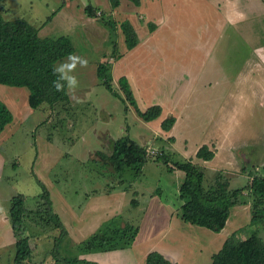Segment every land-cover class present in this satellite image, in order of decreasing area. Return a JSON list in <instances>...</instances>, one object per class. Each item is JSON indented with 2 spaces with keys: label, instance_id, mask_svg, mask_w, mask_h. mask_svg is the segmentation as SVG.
<instances>
[{
  "label": "rangeland",
  "instance_id": "1",
  "mask_svg": "<svg viewBox=\"0 0 264 264\" xmlns=\"http://www.w3.org/2000/svg\"><path fill=\"white\" fill-rule=\"evenodd\" d=\"M87 1L88 0H81V3H79L78 0H3L4 10L2 15L6 20L24 18L38 29L39 36L43 38L65 36L71 40L74 46L73 53L88 60V66L86 68L78 66L73 73L79 81V88L76 92L79 94V98L84 99V103L74 102L70 104L69 101L60 102L54 107V111L51 110L48 104L43 103L38 108L32 109L34 113L32 117L24 119L20 123H16L14 118L11 122L15 123L11 126L12 129L16 127V130H14L13 143L7 141V144H1L3 152L15 159V174L12 175L11 179H13V187L18 190V192L25 194L26 200H24V205L27 208H35L36 206L40 208L43 200L40 198L38 199L36 194L40 195V193H43L42 195H44L46 192L50 191L55 193V188L59 189L61 185H67L68 190L72 191L68 193V196H71L74 199V204L79 206L80 203L87 201L89 196L93 197L98 193L101 194L104 189L108 190V185L111 184L110 182L113 180L123 181L121 186L126 190L127 200L137 198L141 199L142 202L145 201L144 197L147 195L144 191L146 187L166 186L168 183L174 186L175 182L180 180L178 179V175L166 170L163 162L155 161V158L148 159L143 165L140 173L137 174L134 167H125L120 173L110 168L111 166H108L104 160L94 161L87 157L90 150L102 151L100 138L103 133L108 132L116 138L128 135L132 139L139 141L138 143L140 144H143L148 138L154 136L148 128L144 126V120L137 116L133 106L126 101L124 94L119 89L117 83L118 79L116 80L113 67H108V73L112 77L110 83L115 93L105 88L97 76L96 67L98 64L107 63L110 65L114 59H116L114 57L123 53L124 50H128L127 43H125L119 25L121 22L127 20L123 13H127L128 11L121 8L117 12H110L107 3H109V1L111 2V0H96V3H93V5L100 8L103 14L100 10H96V15L91 17L92 21H90L86 20L88 17L85 16L84 11H81V8H84L83 5ZM68 2L72 3L70 8L66 5ZM188 2H191V0L184 3L189 4ZM192 2L194 1L192 0ZM195 8L196 7L187 10V16H185L186 21L179 19L176 14L171 15V20L177 21L178 25L174 28L176 33L171 35L169 39L174 41L178 39L183 40L184 48L181 45L180 55L183 56L184 59L191 60L189 58L191 54L197 58H203L201 63L203 78L207 75L210 77L213 75L210 79L213 84L210 88L201 87L199 85L195 91V96L182 95L184 101H181V105L183 106V112L186 110L190 112L195 111L203 120L212 122L213 124L209 127L211 132L207 131L205 135H213L210 137L211 141L220 142L219 148H221V150L219 152L220 154L217 155L218 157L209 162L208 165L198 164L204 171V185L206 186L209 184L208 176L210 174L211 177L209 179H214L216 172H222L224 179L229 181L231 189L242 188L251 182L252 175L258 174L264 176V166L262 168L259 167V163L264 164V160L260 159V161L257 160V162L255 160L251 164L254 166L252 168L254 172H251L253 170H250V163L246 159L242 158V160H240L235 158V152H232L230 149L226 151V149L231 145L240 147L241 145H247L256 141V143L258 142V145L262 147V152L264 151V104L258 102L259 98L263 97L264 99V89L259 92L260 87L264 88V60L254 59L252 57V59L241 62L237 66L236 61H238V57L235 58L231 53H227L228 38L226 35L217 40V47L216 50H214V56L212 55L213 57L211 58L212 62L211 59L206 60V56H210V48L205 46L206 38L207 34L211 33V31H206L205 33L198 31L199 36L194 34L195 26L193 27L189 19L194 20L199 17V15L194 13ZM201 9L203 11V19L207 18L208 20L210 10L208 9L207 3L202 2ZM213 9L214 8H211V11ZM102 15L105 20L111 19L114 21V33H111L107 27L103 25L100 20V16ZM223 16L224 15H220L218 18ZM228 20L230 22L234 20L232 14L228 15ZM144 22L138 27V31H140L138 35L146 40V32L149 31V27L148 22L146 23V19H144ZM203 28L208 30V27L205 25ZM169 30L173 31V28ZM178 30H180V32L177 34ZM155 31H150V36L155 34V38L159 40L163 39L162 35L158 32L155 33ZM243 39L252 48L255 47L253 45L258 43L256 34L253 36L251 35L249 38L243 36ZM251 54L254 55L252 52ZM169 55L175 58L178 56V53ZM65 58L66 56L63 60ZM62 61H59V63ZM195 65L199 66V63L192 64V66ZM235 68L236 76L238 77H236V82L242 85L240 88L246 86L249 81H253V78H256L254 85L251 83L253 86L251 87V93L248 92L246 94L238 88L234 90L235 85H233L232 78L235 76ZM231 85L233 86L232 90L230 88ZM13 89L16 93H24L25 97L28 94V90L25 87ZM227 89L228 92H233L228 98V100L231 101L230 103L228 102L229 113L224 111L220 113L222 104L225 101L224 93ZM89 92L92 93L90 99L86 98ZM228 95L229 93L227 96ZM20 96L18 97L21 98ZM2 102L4 101L2 100ZM211 114H213L212 119L210 117ZM209 119H211V121ZM38 123L40 124L38 125ZM195 123L203 122L195 120ZM213 126L214 129H212ZM216 126H221V129H218ZM192 129V125H188L187 127L186 125L183 126L185 135L186 132L189 131V137L191 136L194 142L200 140L196 134V129L194 131ZM145 134H147L146 136L148 137H144ZM45 137H47L46 141L50 138L58 150L60 149L63 152L71 149V144H74L72 146V157L63 156L59 158L52 171L47 172L45 178H41L44 184L41 185L38 184L33 177V164L32 167L30 165L35 159L36 154L37 156L42 155L45 157L46 154L49 153V145L44 143ZM228 138L232 139L229 140V143L230 141H234V143L229 145L226 142ZM191 139H188V146H190ZM151 141L153 143L150 142V144L147 143L146 145L154 146L161 143V139L159 138L157 141H155V138H152ZM226 145L228 146L226 147ZM251 146L257 147L255 144ZM225 152L229 155L228 159L225 157ZM167 155H169L170 160L173 162L181 161L185 158L184 155L178 153L171 152V154L169 153ZM191 156L193 155L189 154V157ZM194 157L193 159H195ZM192 161L194 162V160ZM197 161H199V158ZM244 162L247 167L243 166ZM9 167L11 173L13 169L11 164H9ZM255 167L258 168L255 169ZM57 183L59 185H57ZM136 190H138V196L134 193ZM250 198V192L244 190L241 195V200L250 201ZM246 204L249 205V203ZM237 206H240L239 209L241 206L246 207V205L243 204ZM235 209L238 208H232L231 213H233ZM247 209L248 207L246 211ZM130 211H132V205L126 204V208L123 210L125 216L116 218L117 221H114V223L108 225L105 229L117 228V222L123 217H128ZM135 212L137 213V211ZM236 220H238L239 223L245 221L242 219ZM132 221L133 220H129L131 224L133 223ZM133 225L135 224L133 223ZM135 226H138L137 236L141 238L142 232L145 231L146 224L143 225V228L142 223L140 226L138 224ZM45 227L47 229L46 235L41 231L34 235V240H31L30 246L33 251L28 264H61L60 261L57 262L54 260L55 257H79L81 250L69 243L66 239L63 238L61 240L62 242L58 243H55V241H53L54 239H48L50 235L49 232L54 229L51 225ZM37 228L39 230L38 226ZM202 229L205 231L207 230L206 228ZM227 229H229V226ZM237 231L240 239L255 232L264 241V223L262 222L249 225L245 224L238 228ZM57 235H59V231H57ZM196 235L197 237H195ZM107 236H109V234H107ZM183 236H186V239L189 240L187 230L184 231ZM193 236L197 239H194L196 242L191 240L188 244L189 241H182L183 245L189 246L186 260L188 258L199 262L200 260L195 254V251L199 250L200 244L203 246L205 242L201 233H197ZM34 243H36V245ZM170 243L174 245L173 241ZM15 249L16 245L15 248L13 247L12 249L0 250V263L5 264L9 260L8 263L13 264V257L16 252ZM207 250H209V248L204 249V254L208 253ZM143 251L144 250L140 248L138 252L136 251V254L142 256ZM213 254L211 253V255ZM211 255L209 258H211ZM210 261L211 259H209V263Z\"/></svg>",
  "mask_w": 264,
  "mask_h": 264
},
{
  "label": "crops",
  "instance_id": "2",
  "mask_svg": "<svg viewBox=\"0 0 264 264\" xmlns=\"http://www.w3.org/2000/svg\"><path fill=\"white\" fill-rule=\"evenodd\" d=\"M118 1L119 4L117 7L113 8L110 1L107 3V7L110 12H117L121 8L128 11L127 13H123V15L133 26L138 39L135 46L128 50H124L123 53L114 57L116 59H114L110 65L108 64L109 68L113 67L116 80L122 76L127 79L132 96L139 110L144 111L151 105H159L161 107L160 115L157 118L150 121H144V126H146L154 136L148 138L143 144H139L144 146L147 143L150 144V142H152V138H155V141L159 138L161 139L160 144L154 146L146 145L147 148L151 147L152 149H157L159 152L163 151L164 154H171V152L178 153L180 155H184L185 158L183 160L190 159L197 162L196 164L208 165L209 162L218 157L217 155L220 154L219 152L221 150V148H219L220 142H215L214 140V142L211 141L210 137L213 135H205L207 131L211 132L209 127L213 123L203 120L201 116L199 117L195 113V111L190 112L189 110H186L183 112L181 101H184L182 95L195 96V91L199 85L205 88L212 87L213 83L210 79L213 75H211V77L207 75L203 78V68L201 66L203 60L202 57L197 58L191 54L189 57L191 60H186L180 55V48H182V46L184 48L183 40L178 39L174 41L169 39L171 35L176 33L174 28L178 25L177 21L171 20V15L176 14L179 19L186 21L185 16H187V10L196 7L194 9V13L199 15L200 18L197 17L194 20L188 18L192 22L193 27L195 26L194 34L199 36L198 31H201L202 33L211 31V33L207 34L206 38L205 46L210 48V56H206V60L211 59L214 56V50H216L218 43L217 40L226 35L228 38L227 53H231V55L235 56V58L238 57V61H236V65L238 66L241 62H246L247 60L252 59V57L254 59L264 60V0H193L194 2L191 0V2H188L189 4L184 2L190 0H140L139 5H135L129 0ZM78 2L81 3V0H78ZM202 2L207 3L208 9L210 10L208 20L207 18L203 19L202 17ZM93 3H96V0H88L83 5L84 8H81V11H84L85 16L88 17L86 20L92 21L91 17L85 12L86 6L91 5L96 10H100V8L96 5L94 6ZM66 5L70 8L72 3L68 2ZM211 8L214 9L211 11ZM100 11L103 14V11ZM230 14H232L234 19L232 22L228 20V15ZM220 15L224 16L218 18ZM144 19H146V23L151 22L154 24L155 28L152 31L157 30L155 33L158 32L161 34L163 39L159 40L155 38V34L150 36L151 32L149 29V31L146 32V40L142 39L138 35L140 32L138 31V27L141 26L140 24L144 22ZM204 25L208 27V30L203 28ZM172 28L173 31H170L169 29ZM179 32L180 30H178L177 34ZM254 34L257 36L258 43L253 45L255 47L252 48L243 39V36H247V38H249ZM251 52L254 55H252ZM172 53H178V56L175 58L170 57L169 54ZM193 63H199V66H192ZM236 77L235 68V76L232 78L233 85H235L234 90L238 88L246 94L248 92L251 93V87H253L251 83L254 85L256 78H253V81H249L246 86H243L244 88H240L242 85L236 82ZM13 88L18 87L0 84V100H3L6 106L11 110L13 119L15 118L16 123H20L22 120L32 117L34 113L32 112L33 108H31L28 104L29 90L27 89L28 94L25 97L24 93H16ZM230 88L232 90L233 86L231 85ZM262 89L264 88L260 87L259 92L262 91ZM228 93L229 95L227 96ZM232 93L233 92L230 91L228 92V89L224 93L225 101L222 104L220 113L223 111L229 113L228 104L231 101H229L228 98ZM75 94L79 97L77 92ZM68 101L70 104L75 102L70 100L69 95ZM263 101V97L258 99L259 103L264 104ZM57 105L58 103L51 107V110L54 111V107ZM170 116H173L175 120L169 130H163L161 128V123ZM210 117L212 119L213 114H211ZM211 119L209 120L211 121ZM195 120L203 123H195ZM11 122L7 124L0 133V250L12 249L13 247L15 248L17 241V236L12 229L9 219V208L11 206L12 199L17 195H22L23 200H26L25 194L18 192V190L13 187V179H11V177L15 174V159L9 157L1 148L2 143L7 144V141L9 143H13L14 130H16V127L12 129L11 126L15 123ZM39 124L40 123H38V125ZM184 125H186V127L188 125H192V130L194 131L196 129L195 131L198 139L200 138L201 141L197 140L194 142L193 139H191V136L189 137V131H187L185 135L183 132ZM217 128L221 129V126H218ZM212 129H214V126ZM146 135L147 134H145L144 137ZM128 137L131 138L130 136ZM118 138L113 137L108 132L103 133L100 138L102 151L90 150L87 157L94 161H100L99 157L95 154L97 151L110 155L113 150L115 140ZM189 138L191 139L190 146H188ZM44 139V143L49 145V153L46 154L45 157L42 155L37 156L36 154L35 159L30 165L32 167L33 164L32 173L38 184H43L41 181L43 179L41 178H45V174L52 171L59 158L63 156L72 157V146L74 144H71V149L63 152L60 149L58 150L50 138H48L47 141V137ZM229 140L232 139H227L226 142L229 145L234 143V141H230L229 143ZM135 141L139 142L137 140ZM202 144H206L214 150V157L211 160L199 159V161H197L198 158L195 156V153L198 147ZM254 144L257 145V147L251 146ZM227 146L228 145H226V147ZM234 147V145L228 146L226 151L230 149L232 152H235V158L240 160H242V158L246 159L250 163V170H253L252 168L254 166L251 164L255 160L256 162L257 160L260 161V159L264 160V151L262 152V147H260L256 141L247 145H241L240 147ZM189 154H192L193 156L189 157ZM225 154L226 159H228V153L225 152ZM193 157L195 159H193ZM168 159L169 162L167 164L163 163L166 170L178 175V179L180 180L175 182L174 186H172L171 183H168L166 186L160 185L156 187H146L144 191L147 195L144 197V202L137 198L127 200L126 190H124L121 186L123 184L122 180L111 181V184L108 185V190L104 189L101 194L98 193L93 197L89 196L87 201L80 203L79 206L74 204V199L71 196H68V193H71L72 191L68 190L67 185H61L59 189L55 188V193L51 191L48 192L51 209L53 213L58 216L65 228L66 234L63 238L77 248L83 241L90 238L94 234L99 233L101 229L114 223V221H117L116 218L125 216V214H123V210L126 208V204L132 205V211L129 212L128 217H123L119 220V222H117V228H123L125 225L131 224L129 220H133L132 222L135 225L138 224L139 226L142 223V228L143 225L146 224L145 231L142 232L141 238L140 236H137L136 233L133 241L129 245L109 250H95L88 252L80 251L79 257L77 256L79 259L97 264H146L147 255L151 252H158L171 264H210L211 261L209 263V259L211 258H209V256L211 253L213 254L215 251H218L224 240L234 230L237 231L238 228L244 226L245 224H250V205L246 203L243 204L246 205V207L241 206L240 209V206L237 205L230 208V214L225 227L220 232H213L208 229L205 231L202 229L203 227L185 222L181 218L180 209L183 201L179 198V186L183 182L184 172L175 168L170 170L169 166L173 165V161L170 160L169 157ZM9 164H11L13 168L11 173L9 171ZM259 164L262 165H259L261 168L264 166V164ZM243 166H246L245 162L243 163ZM256 168L258 167H255V169ZM251 172H254V170ZM57 185L59 184L57 183ZM134 193L136 196L139 194L138 190ZM40 195L36 194V197L38 196L39 199ZM24 207L26 210H35L37 208V206L35 208H27L25 205ZM234 207L238 209H235V211L231 213V209ZM247 207L248 209L246 211ZM134 210L137 211V213ZM236 219H242L245 221L243 223H239ZM37 226L39 227V230ZM228 226L229 229H227ZM135 227L138 229V226ZM26 229L25 234L29 236V245H31V240H34L35 234L41 231L45 233V235L47 234L45 226L28 221V219L26 221ZM53 229V231L49 232L50 235L48 239L50 240H55V237L58 236L57 231L59 230L57 228ZM186 230L189 240L186 239V236H183V233ZM197 233H201L205 242L203 246L200 244L199 250L195 251V254L198 256L200 261L197 262L188 258L186 260V256L189 252V246L183 245L182 241H189L188 244L191 240L196 242L197 239L195 237H197V235L195 237L193 235ZM198 240L202 241L200 239ZM171 241L174 242V245L170 243ZM34 244L36 245V243ZM140 248L144 250L142 252V256L136 254V251L138 252V249ZM208 248V253L204 254V249ZM8 262L9 260L5 264H10Z\"/></svg>",
  "mask_w": 264,
  "mask_h": 264
},
{
  "label": "trees",
  "instance_id": "3",
  "mask_svg": "<svg viewBox=\"0 0 264 264\" xmlns=\"http://www.w3.org/2000/svg\"><path fill=\"white\" fill-rule=\"evenodd\" d=\"M129 1L135 5L140 3V0ZM118 4V0H111L113 8ZM3 10V0H0V84L26 87L29 90L28 104L33 109L43 103L53 107L59 102H67L68 95L55 91L52 81L56 79L53 75V66L68 53L74 52L71 40L65 36L43 38L39 36L38 29L24 18L6 20L2 15ZM85 12L90 17L96 15V9L91 5L86 6ZM100 20L111 33H114L115 23L113 20H105L103 16H100ZM119 25L125 43H127V49L132 48L138 39L133 26L128 20ZM148 27L150 31L155 28L151 22L148 23ZM108 67L107 63H100L97 66V76L105 88L115 93L110 83L112 77L108 73ZM117 83L126 101L133 106L136 114L144 121L153 120L160 115L161 107L159 105H151L144 111L139 110L125 77L118 78ZM12 120L11 110L0 100V133ZM174 120L173 116L166 118L162 121L161 128L169 130ZM95 154L100 161L104 160L116 172L123 171L125 167H134L136 173L139 174L142 166L151 157L165 164L169 162V155L164 154L163 151H157L156 154L151 155L147 152L146 145L142 146L128 136L115 140L110 155L101 151H97ZM195 156L202 160H211L214 157V150L208 145L202 144L198 147ZM173 168L184 172L183 182L179 186V198L183 201L180 209L181 218L185 222L213 232H220L225 227L230 208L249 203L250 224L264 223L263 175H252L248 185L231 189L229 181L224 179L222 172H216L214 179H209L210 174L208 176L209 184L205 186L203 168L190 159L173 162L169 169ZM244 190L250 192V201L241 200ZM42 194L40 199L43 200V203L40 208L35 210L25 209L22 195H17L12 199L9 219L17 236L14 264H28L31 258L29 236L25 234L27 219L41 226L51 225V227L57 228L59 235L55 237V243L61 242L66 234L60 219L51 209L48 192ZM105 228L83 241L78 246L79 250L88 252L127 246L133 241L138 230L132 224L125 225L123 228L108 230ZM54 260L60 261L61 264H97L78 257H55ZM146 264L171 263L158 252H151L146 257ZM210 264H264V241L255 232L240 239L238 231H233L224 240L221 248L211 256Z\"/></svg>",
  "mask_w": 264,
  "mask_h": 264
},
{
  "label": "clouds",
  "instance_id": "4",
  "mask_svg": "<svg viewBox=\"0 0 264 264\" xmlns=\"http://www.w3.org/2000/svg\"><path fill=\"white\" fill-rule=\"evenodd\" d=\"M78 66L86 68L88 60L74 53H68L62 62L53 66V75L56 79L52 81V87L57 92L69 95L70 100L75 101V103H84V99L75 94L79 88V81L73 73ZM91 95L92 93L89 92L86 98L90 99Z\"/></svg>",
  "mask_w": 264,
  "mask_h": 264
},
{
  "label": "built area",
  "instance_id": "5",
  "mask_svg": "<svg viewBox=\"0 0 264 264\" xmlns=\"http://www.w3.org/2000/svg\"><path fill=\"white\" fill-rule=\"evenodd\" d=\"M147 152H148L149 154H151V155H154V154L157 153V150H156V149H152L151 147H148V148H147Z\"/></svg>",
  "mask_w": 264,
  "mask_h": 264
}]
</instances>
